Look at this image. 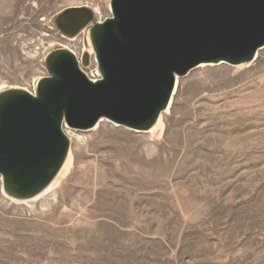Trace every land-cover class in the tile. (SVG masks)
<instances>
[{
  "label": "rangeland",
  "instance_id": "374dc122",
  "mask_svg": "<svg viewBox=\"0 0 264 264\" xmlns=\"http://www.w3.org/2000/svg\"><path fill=\"white\" fill-rule=\"evenodd\" d=\"M110 1L0 0V90L46 76L55 16L105 20ZM56 41L82 55V38ZM66 134L71 163L47 194L17 203L0 180V264H264V50L181 79L156 132Z\"/></svg>",
  "mask_w": 264,
  "mask_h": 264
},
{
  "label": "water",
  "instance_id": "95a60500",
  "mask_svg": "<svg viewBox=\"0 0 264 264\" xmlns=\"http://www.w3.org/2000/svg\"><path fill=\"white\" fill-rule=\"evenodd\" d=\"M111 17L70 8L48 29L82 38V55L46 45V72L0 90L2 193L29 203L60 179L71 155L66 130L106 121L148 134L174 101L181 79L210 66L248 67L264 50V0H111ZM94 64V65H93Z\"/></svg>",
  "mask_w": 264,
  "mask_h": 264
},
{
  "label": "bare ground",
  "instance_id": "6f19581e",
  "mask_svg": "<svg viewBox=\"0 0 264 264\" xmlns=\"http://www.w3.org/2000/svg\"><path fill=\"white\" fill-rule=\"evenodd\" d=\"M163 118H164V114L162 115V117L160 118L158 124L156 125V127H155L152 131L156 132V131H158V130L160 129V126H161V123H162V121H163ZM70 163H71V160H70V158H69V160L67 161V163H66L64 169L62 170V172H61V174H60L61 176H63V174H65V173L67 172V170H68V168H69V166H70ZM58 180H59V179H58ZM57 182H58V181H57ZM57 182L54 183V185H53V186H52L47 192H49L50 190H52V189L56 186Z\"/></svg>",
  "mask_w": 264,
  "mask_h": 264
},
{
  "label": "built area",
  "instance_id": "2783aa9c",
  "mask_svg": "<svg viewBox=\"0 0 264 264\" xmlns=\"http://www.w3.org/2000/svg\"><path fill=\"white\" fill-rule=\"evenodd\" d=\"M42 38L43 39H40L42 40L41 42H45V40H54L53 41L54 43H58L59 41L56 40H59V38L61 37L58 34L54 33L53 31L47 29V31L42 35Z\"/></svg>",
  "mask_w": 264,
  "mask_h": 264
}]
</instances>
